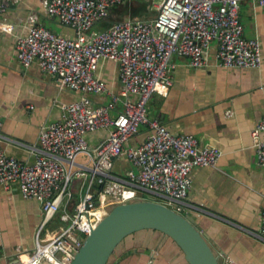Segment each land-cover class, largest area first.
Listing matches in <instances>:
<instances>
[{
  "label": "built area",
  "instance_id": "2783aa9c",
  "mask_svg": "<svg viewBox=\"0 0 264 264\" xmlns=\"http://www.w3.org/2000/svg\"><path fill=\"white\" fill-rule=\"evenodd\" d=\"M121 1L43 0L46 16L71 27L73 35L37 23L35 14L29 12L25 30L14 36V54L22 66L36 62L59 89L69 88L80 95L59 103V118L41 126L40 152L34 160L18 159L0 148V184L7 187L16 182L23 197L41 203L43 215L32 250L16 247L11 264H69L82 237L113 203L152 199L185 212L189 172L195 166H213L221 151L200 144L191 133L172 132L149 117V96L168 94L172 54L185 57L191 66H206L211 42H215L217 65H260L259 41L243 34L240 0H154L151 18H122L105 28H92L110 5ZM256 1L264 6V0ZM13 30L14 24L0 17V31ZM99 60L117 64V92L96 73ZM88 94H108L109 99L94 102ZM141 125L146 127L143 140L127 144ZM101 129L105 135L89 145L87 135ZM250 134L256 163L264 166V114ZM80 153L86 161L77 163ZM119 157L129 166L115 173L114 160ZM73 179H77L76 192L71 187ZM58 210V217L68 224L44 230V223ZM259 233L264 234V203ZM222 264L239 263L225 256Z\"/></svg>",
  "mask_w": 264,
  "mask_h": 264
},
{
  "label": "crops",
  "instance_id": "0c3cea01",
  "mask_svg": "<svg viewBox=\"0 0 264 264\" xmlns=\"http://www.w3.org/2000/svg\"><path fill=\"white\" fill-rule=\"evenodd\" d=\"M0 2L4 5L0 17L14 24L11 33L0 31V148L18 159L32 161L40 152L37 135L41 126L59 118V103L71 101L80 93L59 89L53 77L36 62L22 66L14 54V36L25 30L24 18L29 12L35 14L37 23L53 31L73 35V29L46 16L43 0ZM153 2L123 0L112 4L92 28L102 29L122 18H151L155 13ZM239 19L244 36L259 41L260 65H217L215 42L209 45L206 66H191L185 57L174 53L170 57L174 66L168 94L152 93L146 102V114L172 132L191 133L200 144L220 149L221 155L213 166H195L189 172L191 182L184 211L223 257L229 256L239 264H264V234L259 233L264 166L256 163L250 134L264 114V6L256 0H240ZM96 73L111 91H118L114 61L99 60ZM88 96L94 102L109 99L108 94ZM105 133V129L89 133L88 144H95ZM145 134L146 127L141 125L126 143L136 145ZM77 157V163L86 161L83 153ZM128 166L125 158H116L113 172L122 173ZM42 216L41 203L23 197L16 182L7 187L0 184V264L14 261L16 247L24 252L32 250L33 235ZM53 230L57 229L49 231ZM110 264L188 263L169 237L144 229L123 241Z\"/></svg>",
  "mask_w": 264,
  "mask_h": 264
},
{
  "label": "water",
  "instance_id": "95a60500",
  "mask_svg": "<svg viewBox=\"0 0 264 264\" xmlns=\"http://www.w3.org/2000/svg\"><path fill=\"white\" fill-rule=\"evenodd\" d=\"M144 229L169 237L188 264H222L223 256L189 214L140 198L110 204L106 214L82 237L69 264H109L123 241Z\"/></svg>",
  "mask_w": 264,
  "mask_h": 264
},
{
  "label": "rangeland",
  "instance_id": "374dc122",
  "mask_svg": "<svg viewBox=\"0 0 264 264\" xmlns=\"http://www.w3.org/2000/svg\"><path fill=\"white\" fill-rule=\"evenodd\" d=\"M80 157H81V155H79L77 158H80ZM75 186H76V180L73 179L72 184H71L72 189ZM58 212H59V210L57 212H55V215L51 219L48 220V222L45 225L46 229H44V230L49 231L52 229H59L60 227L66 226L68 224L67 221L58 219V216H57Z\"/></svg>",
  "mask_w": 264,
  "mask_h": 264
}]
</instances>
